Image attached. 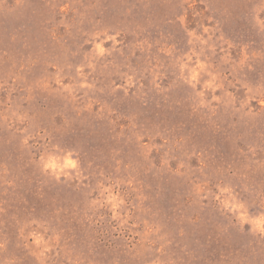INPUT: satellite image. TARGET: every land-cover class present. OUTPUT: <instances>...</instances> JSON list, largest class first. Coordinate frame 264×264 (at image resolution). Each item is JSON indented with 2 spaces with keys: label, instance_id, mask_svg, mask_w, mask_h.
<instances>
[{
  "label": "rangeland",
  "instance_id": "374dc122",
  "mask_svg": "<svg viewBox=\"0 0 264 264\" xmlns=\"http://www.w3.org/2000/svg\"><path fill=\"white\" fill-rule=\"evenodd\" d=\"M0 264H264V0H0Z\"/></svg>",
  "mask_w": 264,
  "mask_h": 264
}]
</instances>
